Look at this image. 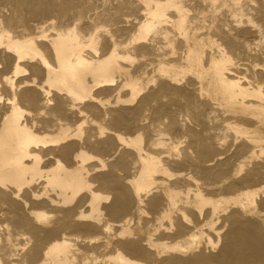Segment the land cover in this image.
<instances>
[{"label":"bare ground","instance_id":"bare-ground-1","mask_svg":"<svg viewBox=\"0 0 264 264\" xmlns=\"http://www.w3.org/2000/svg\"><path fill=\"white\" fill-rule=\"evenodd\" d=\"M0 264H264V0H0Z\"/></svg>","mask_w":264,"mask_h":264}]
</instances>
